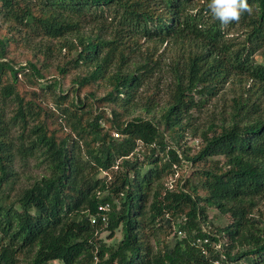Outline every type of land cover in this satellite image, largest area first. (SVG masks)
<instances>
[{
  "label": "trees",
  "instance_id": "trees-1",
  "mask_svg": "<svg viewBox=\"0 0 264 264\" xmlns=\"http://www.w3.org/2000/svg\"><path fill=\"white\" fill-rule=\"evenodd\" d=\"M209 2L0 0V264H264V0Z\"/></svg>",
  "mask_w": 264,
  "mask_h": 264
},
{
  "label": "rangeland",
  "instance_id": "rangeland-1",
  "mask_svg": "<svg viewBox=\"0 0 264 264\" xmlns=\"http://www.w3.org/2000/svg\"><path fill=\"white\" fill-rule=\"evenodd\" d=\"M22 50H24V49H22ZM19 51H21V48L20 49H18V52ZM18 52H15L14 53V55H17L18 54ZM18 56V58L19 59H22V58H24V56H19V55H17ZM257 59H258V61H260V62H264V58L262 57V55L261 54H257ZM21 62H22V64H25V59H23V60H21ZM69 87V85H64V88H68ZM165 89H166V86L164 85V83L162 84V90H164L163 92H162V96H163V99H165L166 98V96H165V94H163L164 92H167V91H165ZM226 91H228V90H226ZM227 95L228 96H231V92H228L227 93ZM191 134H189L187 137V141L195 148V149H197V147H198V145H199V139H194L192 136H190ZM19 171H20V173H21V175H22V178H23V180L24 179H27V180H32L35 176H40L41 175V172H42V170L43 169H41V167H38L37 165H36V161H31L30 162V165L27 167V168H23V167H19V169H18ZM192 170H193V168L190 166V165H184L183 167H181V169H180V175L183 173V174H185V175H190L191 173H192ZM101 176H105V174L104 173H102L101 174ZM172 180V179H171ZM25 181V180H24ZM25 182H27V181H25ZM172 182V181H171ZM211 212V214H216L218 211L216 210V209H213V210H211L210 211ZM218 216V215H217ZM217 219L218 220H216V222H217V224H221V226H223V223H225V222H228V220L229 219H223V217L222 218H219V217H217ZM122 233L120 232V231H118L117 233H116V240H118V239H120L121 237H122V235H121ZM109 236V232L108 231H101L100 233H99V238H102V239H104L105 241H107V242H113V240L114 239H111V238H109L108 237ZM173 236H174V234H171V236L169 237V239H172L173 238ZM55 264H62V261H60V260H55V262H54Z\"/></svg>",
  "mask_w": 264,
  "mask_h": 264
},
{
  "label": "clouds",
  "instance_id": "clouds-1",
  "mask_svg": "<svg viewBox=\"0 0 264 264\" xmlns=\"http://www.w3.org/2000/svg\"><path fill=\"white\" fill-rule=\"evenodd\" d=\"M207 7L212 16L225 26L238 22L242 13L251 12L248 0H210Z\"/></svg>",
  "mask_w": 264,
  "mask_h": 264
},
{
  "label": "built area",
  "instance_id": "built-area-1",
  "mask_svg": "<svg viewBox=\"0 0 264 264\" xmlns=\"http://www.w3.org/2000/svg\"><path fill=\"white\" fill-rule=\"evenodd\" d=\"M99 208H100L102 211H108V210H110V205H109V204H106V205L100 206ZM102 219H103L104 222H106V221H107V215H106V214H103V215H102ZM93 221H95V220H93ZM179 235L182 236V237H185L186 234H185V232H184L183 230H179ZM208 242H209V238L206 237V238H204V239L199 238V239H197L196 241H194L193 243H194V244L201 245V246H204V245L207 244ZM217 247H218V248H221V242H219V243L217 244ZM203 250H204V252H206L205 247H203ZM54 262H55V261H50V262H48L47 264H55ZM98 262H99L98 259H96L95 264H99ZM216 264H219V262H217Z\"/></svg>",
  "mask_w": 264,
  "mask_h": 264
}]
</instances>
